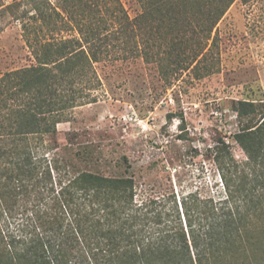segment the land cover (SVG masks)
I'll return each mask as SVG.
<instances>
[{"label":"trees","instance_id":"1","mask_svg":"<svg viewBox=\"0 0 264 264\" xmlns=\"http://www.w3.org/2000/svg\"><path fill=\"white\" fill-rule=\"evenodd\" d=\"M136 1L130 18L107 0L103 28L72 15L78 37L43 41L33 64L0 76V221L18 199L33 216L14 231L0 223V264H264L263 103L239 102L234 140L245 160L229 157L219 200L182 199L185 226L177 205L163 213L153 200L134 204L132 177L45 157L57 125L96 102L97 63L142 59L165 79L214 73L217 26L237 0Z\"/></svg>","mask_w":264,"mask_h":264},{"label":"rangeland","instance_id":"2","mask_svg":"<svg viewBox=\"0 0 264 264\" xmlns=\"http://www.w3.org/2000/svg\"><path fill=\"white\" fill-rule=\"evenodd\" d=\"M119 1L130 18L140 13L136 0ZM76 4L0 0V76L33 64V50L45 40L78 37L73 20L107 24V0H83L79 13ZM217 28L216 67L208 76L189 68L165 79L142 59L95 64L96 102L57 125L45 157L69 159L77 171L132 177L134 204L153 200L163 213L177 205L185 226L182 199L219 200L229 157L245 160L234 140L239 102L264 104V0H237ZM30 208L24 199L9 201L2 227L17 230L33 218Z\"/></svg>","mask_w":264,"mask_h":264}]
</instances>
